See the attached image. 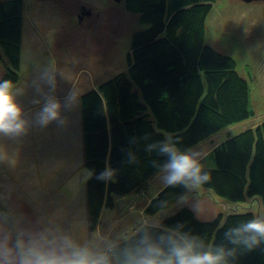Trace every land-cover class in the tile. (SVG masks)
Wrapping results in <instances>:
<instances>
[{
  "label": "trees",
  "instance_id": "16d2710c",
  "mask_svg": "<svg viewBox=\"0 0 264 264\" xmlns=\"http://www.w3.org/2000/svg\"><path fill=\"white\" fill-rule=\"evenodd\" d=\"M123 2L144 26L132 34L127 67L81 95L85 165L93 173L106 163L118 170L114 183L87 180L92 228L104 206L113 208L116 198L145 192L157 176L152 161L164 158L144 151V136L152 141L178 138L181 150L193 149L255 116L250 80L232 56L207 41V18L217 0ZM25 8L24 0H0V67L5 64L0 79L16 85L21 80ZM132 137L139 143L131 144ZM219 141L203 157L212 179L201 187L236 204L259 199L264 209V119ZM130 148L137 154L136 164L126 163ZM188 196L182 187L163 186L144 214L166 226L182 223L208 243L219 242L227 227L264 217L247 209L203 219L184 202ZM235 264H264V245L241 252Z\"/></svg>",
  "mask_w": 264,
  "mask_h": 264
},
{
  "label": "rangeland",
  "instance_id": "374dc122",
  "mask_svg": "<svg viewBox=\"0 0 264 264\" xmlns=\"http://www.w3.org/2000/svg\"><path fill=\"white\" fill-rule=\"evenodd\" d=\"M24 1L27 29L23 38L20 81H31L35 69L50 60H54L60 69L65 64L63 57L70 59L75 55V60L71 58L72 64L61 71L68 74V81L63 80V85L58 84L56 91L61 100L65 95L61 94L64 87L70 89L73 84L78 92L84 93L125 70L132 34L144 28L138 16L126 8L123 0ZM206 37L212 47L232 56L237 62L238 70L250 80L255 116L230 125L195 146L192 150L200 152L202 157L213 150L220 139L254 127L264 119V0H217L207 18ZM30 60L33 61L32 66L29 65ZM4 69L5 64L2 63L0 72ZM38 108V105L33 107L35 111ZM69 113H63L68 118V123ZM68 123L63 127L56 123L47 128L35 126L30 155L39 159L55 157L64 160L65 164H70L63 167L65 176L62 180L77 187L79 182L75 179L77 175H81V152L85 162V134L82 130L80 137V131L69 127ZM30 141L28 138L24 143ZM40 146H43L42 150ZM20 153L25 154L22 149ZM87 171L90 172L89 169ZM59 177L54 182L52 191H49L51 197L39 193V196L31 199H20L25 205L19 210V214L12 212L8 206L7 215L31 222L55 218L63 227L75 231L80 238H87L95 230L111 231L116 235L133 229L140 219L146 217L144 207L164 186L158 176H155L145 192L116 198V206H104L99 224L92 228L88 189L85 203L83 190L75 193L74 187L68 186V183ZM21 183L24 184L23 188L27 186L23 180ZM69 187L71 192L67 190ZM65 190L69 192L70 198L65 194ZM189 195L187 199H183L184 202L190 206L198 203L197 215L203 219L215 218L221 212L228 214L247 209L264 215L259 199L236 204L202 187L192 194L189 192ZM3 212L5 214V211Z\"/></svg>",
  "mask_w": 264,
  "mask_h": 264
},
{
  "label": "clouds",
  "instance_id": "9594fccd",
  "mask_svg": "<svg viewBox=\"0 0 264 264\" xmlns=\"http://www.w3.org/2000/svg\"><path fill=\"white\" fill-rule=\"evenodd\" d=\"M58 80L68 81L54 60L38 66L30 81L38 110L29 116L19 103L24 89L10 79H0V137L18 139L33 126L47 128L56 123L65 126L64 112L75 111L81 94L75 85L58 98ZM144 151L164 158L153 160L157 176L165 187H182L195 192L208 184L211 172L202 163L200 152L178 147L179 139L166 137L152 141L143 138ZM131 144L139 143L136 137ZM6 160L0 155V162ZM137 154L126 151V163L136 164ZM118 170L106 163L98 173L88 178L114 183ZM191 209L198 213V203ZM264 245V217H253L222 232L219 242L208 243L199 234L185 230L182 223L166 226L156 218H142L133 229L113 235L111 231L95 230L87 238L63 227L55 218L21 221L0 213V264H235L241 252H251Z\"/></svg>",
  "mask_w": 264,
  "mask_h": 264
},
{
  "label": "crops",
  "instance_id": "0c3cea01",
  "mask_svg": "<svg viewBox=\"0 0 264 264\" xmlns=\"http://www.w3.org/2000/svg\"><path fill=\"white\" fill-rule=\"evenodd\" d=\"M26 29L27 26H24V33ZM71 58L74 60L76 59L75 55H73ZM71 58L68 59L66 57H63L65 64L63 67H60V71H64V69H67V66L69 67V64H72ZM74 62L78 63L77 61ZM29 65L32 66L33 61L30 60ZM63 73L65 76H68L66 72ZM62 82L63 80H58L59 85H63ZM29 85L30 81H20L17 84V86L24 89V94L18 97V101L24 107L26 113L29 116H32L36 112L35 109H33L35 105L32 106V100L35 96V92ZM62 90L63 92H61V94H66L69 88L64 87V89L62 88ZM80 94L82 95L83 93ZM69 116L70 120L68 126L75 129L77 128L80 131L81 137V132L83 130L81 99L79 107L75 111L70 112ZM34 128L35 126L31 127L27 135L18 139L0 137V155L6 157V160L4 162H0V212L5 211V214H7L6 210H8V206L12 210V212H18L19 214V210L22 209L25 205L24 202L20 199H31L33 197H36V195L39 196V193H43L44 195H46V197L48 195H50L51 197L49 191H52V189L54 188V182H56L60 178L59 176H61V180L64 179L65 169L63 167L65 165H70L65 164V161L59 158L42 157L41 159H39L34 158L32 155H30L31 144L34 143ZM28 138H30L32 142L30 141L24 143V140H27ZM81 144L82 143H80V146ZM43 146H40L41 150L43 149ZM21 149L25 154L20 153ZM81 157V162L79 163L81 175H77L75 179L76 182H79L78 186L76 187V185H71L69 182H65L64 180L62 181L68 183V186L71 185L72 187H74L73 191L75 193L83 190V192L85 193L84 198L86 203V187L87 180L89 179V172L87 171L88 169L85 166L82 152ZM23 166L24 168H22ZM83 168H85V171H83ZM22 180L25 182V185H27L24 188V184L21 183ZM67 190L70 191V187ZM65 194L68 195V198H70V194L66 190ZM19 219H21L20 215Z\"/></svg>",
  "mask_w": 264,
  "mask_h": 264
},
{
  "label": "water",
  "instance_id": "95a60500",
  "mask_svg": "<svg viewBox=\"0 0 264 264\" xmlns=\"http://www.w3.org/2000/svg\"><path fill=\"white\" fill-rule=\"evenodd\" d=\"M116 1L121 2L122 0H116ZM244 1L248 2V1H251V0H244ZM254 1H255V0H254Z\"/></svg>",
  "mask_w": 264,
  "mask_h": 264
},
{
  "label": "flooded vegetation",
  "instance_id": "af4514ba",
  "mask_svg": "<svg viewBox=\"0 0 264 264\" xmlns=\"http://www.w3.org/2000/svg\"><path fill=\"white\" fill-rule=\"evenodd\" d=\"M253 2V1H252Z\"/></svg>",
  "mask_w": 264,
  "mask_h": 264
}]
</instances>
